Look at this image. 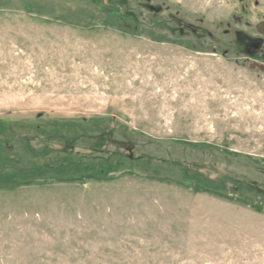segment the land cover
Returning <instances> with one entry per match:
<instances>
[{"label":"rangeland","instance_id":"rangeland-1","mask_svg":"<svg viewBox=\"0 0 264 264\" xmlns=\"http://www.w3.org/2000/svg\"><path fill=\"white\" fill-rule=\"evenodd\" d=\"M263 22L0 0V264H264Z\"/></svg>","mask_w":264,"mask_h":264},{"label":"trees","instance_id":"trees-1","mask_svg":"<svg viewBox=\"0 0 264 264\" xmlns=\"http://www.w3.org/2000/svg\"><path fill=\"white\" fill-rule=\"evenodd\" d=\"M112 1H113V0H112ZM125 16L128 17V18H129V17H134L133 15H129V14H128V15H125ZM254 46L256 47L255 44H254ZM135 158L141 160L143 157H142V156H139V157H134V158H131V159H132V160H135Z\"/></svg>","mask_w":264,"mask_h":264},{"label":"water","instance_id":"water-1","mask_svg":"<svg viewBox=\"0 0 264 264\" xmlns=\"http://www.w3.org/2000/svg\"><path fill=\"white\" fill-rule=\"evenodd\" d=\"M258 29H259V31H260L261 33L264 34V22L261 23V24L258 26Z\"/></svg>","mask_w":264,"mask_h":264}]
</instances>
